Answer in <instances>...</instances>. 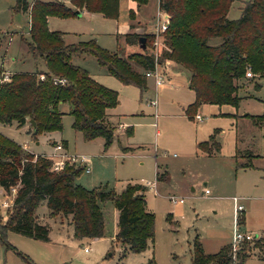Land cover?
I'll return each mask as SVG.
<instances>
[{"label": "rangeland", "instance_id": "374dc122", "mask_svg": "<svg viewBox=\"0 0 264 264\" xmlns=\"http://www.w3.org/2000/svg\"><path fill=\"white\" fill-rule=\"evenodd\" d=\"M62 1L68 4V0ZM243 1L231 2L228 18L235 19L240 15ZM14 4L15 0H0V77L5 70L44 69L43 61L33 59L25 44L29 13L16 10ZM131 9L137 19L148 20L153 26L156 24V0H148L140 8L131 0H118L116 18H106L98 13L48 16L47 26L64 33L65 42L94 38L98 45L109 51H116L117 45L121 46L117 51L126 55L137 50L136 45L133 48L124 45L121 34L133 23L129 19ZM153 26L150 27L152 30ZM159 38L156 46H149L157 59L161 51L167 49L161 35ZM217 40L220 39L213 37L208 43L217 44ZM72 62L86 69L95 81L118 93V104L108 109L105 118L115 136L107 149H103L101 137L83 140L71 127L72 117L64 108L68 103L60 106L63 114L59 131L33 136L27 122L21 126L15 122H0V133L16 144L25 143L27 150L35 153L34 157L52 153L53 144L60 141L66 143L69 153L89 157V172L84 170L74 179L86 189L105 188L117 194L128 182L143 184L146 208L154 215L153 237L143 251H130L116 238L117 212L111 201H105L100 204L104 234L97 238L77 239L73 236L69 217L51 214L41 201L34 215L36 222L46 225L48 241L7 231L5 241L9 246L0 241V264H143L151 256L156 264H191L195 236L201 245L203 242L206 253H214L222 244L231 242L233 197L244 207L245 223L253 230L251 234L264 236V126L254 125L251 118L244 115L264 112V76L254 77L252 72L254 78L246 77V69L237 88L238 105L198 107L195 114L199 113L202 121H197L194 116L188 118L184 113L186 106L194 100L193 92L187 87L185 72L170 74L169 82L165 75L166 84L157 88L153 79L147 78L145 89L141 90L109 75L92 55L74 56ZM171 64L180 66L170 59H163L161 68L166 72ZM151 100H156V109L150 104ZM118 122L128 123L131 135L125 134L126 128L119 132ZM214 129L220 150L207 155L197 148L196 142L208 138ZM123 146L134 149L122 152ZM236 148L239 152L234 161ZM247 152L253 156H248ZM249 161L253 168L242 170L237 167L239 163ZM155 165L163 175L158 180ZM154 180L155 184H145ZM205 188L209 193L204 194ZM11 196L10 193L8 197ZM169 197L183 201L172 203ZM3 199L4 193L0 191V215L5 219L9 208L1 206ZM239 229L244 231V225L240 224ZM85 248L88 250L84 251ZM242 264H264V261L258 257L255 248Z\"/></svg>", "mask_w": 264, "mask_h": 264}, {"label": "trees", "instance_id": "16d2710c", "mask_svg": "<svg viewBox=\"0 0 264 264\" xmlns=\"http://www.w3.org/2000/svg\"><path fill=\"white\" fill-rule=\"evenodd\" d=\"M137 6L148 0H133ZM233 0H158V9L168 15V26L161 33L167 49L158 59L150 51L153 33L124 34L127 44H138L145 37V48L121 55L98 45L94 38L66 43L64 33L50 30L48 16L70 17L76 11L98 13L106 18H116L118 0H15L16 10H28V39L25 44L33 59H41L43 70L17 71L0 82V122H15L21 126L30 119L29 131L33 136L42 132L61 130L60 103H68L71 127L83 140L103 139V149L114 140L112 127L105 122L107 110L115 107L117 91L95 81L83 67L72 62L78 55H92L106 72L122 84L145 89L144 72L163 59H170L189 72L188 87L194 100L184 109L193 118L202 103L237 106L238 81L246 69L254 77L264 76V0H245L240 15L227 17ZM133 19V11H129ZM134 25L130 24V28ZM217 37V44H209ZM43 75V78H40ZM252 77V78H254ZM63 78V83L53 79ZM251 78V77H250ZM256 126H264V112L260 115L245 114ZM132 129L126 127L125 134ZM206 154L219 151L215 131L207 140L196 144ZM130 146L122 152L132 151ZM248 156L249 152L246 153ZM244 155V156H247ZM251 162L237 167L251 166ZM84 168L66 162L61 169H53L51 159L34 157L0 133V189L8 191L17 186L11 207L2 221L0 215V241L6 246L7 231H13L40 241H48L46 225L35 220V209L44 201L51 214L69 217L73 236L97 238L104 234V216L100 204L111 201L117 210L116 238L132 252L143 251L153 237L154 215L146 208L144 190L140 183H126L120 193L105 188L86 189L74 179ZM240 222V221H239ZM264 260V236L243 241L233 251L231 243L223 244L214 253L203 251L198 236L192 240L191 264H242L253 249ZM31 264H34L31 262ZM143 264H156L149 257Z\"/></svg>", "mask_w": 264, "mask_h": 264}, {"label": "built area", "instance_id": "2783aa9c", "mask_svg": "<svg viewBox=\"0 0 264 264\" xmlns=\"http://www.w3.org/2000/svg\"><path fill=\"white\" fill-rule=\"evenodd\" d=\"M159 18L158 21L155 25V29L153 32V38L151 41V45L152 47L156 46L159 43V37L161 35V33L167 28L168 26V15L164 12H161L159 14ZM154 59H157V56H154ZM144 75L146 78L150 77L151 79H153L154 85H160L162 83L165 82V72L164 70L161 68V63H156L154 64V67L152 69H148L144 72ZM246 77H252V72L247 69L246 73H245ZM9 74L8 71H3L1 73V77H0V82L1 81H5L9 78ZM40 78H43V75H40ZM53 82H58V83H63L64 79L63 78H56L53 79ZM151 104H155V100H151L150 101ZM195 117L197 119H199V115H195ZM123 128L124 126L119 125V128ZM22 149L24 151H27V147L26 144L23 143L21 145ZM54 152L49 154V155H45V157L51 159V166L53 169H61L64 164L66 162L68 163H73L76 165H80L84 168V170H88V166H87V157L86 156H78L75 154H68L61 143H56L53 146ZM9 192L2 190V192L4 193V199L2 200L1 206L3 207H7L10 209L13 198L15 196L16 193V186H12L9 188ZM208 190L205 189L204 193H207ZM12 194L11 198H9V194ZM169 200L172 203H181L183 200L182 198H174V197H169ZM233 201H234V215H233V233H232V239H231V246H232V250L235 251L239 244L243 241H252L256 235H253L249 232H244L241 231L239 229V215L241 213V211L243 210V206L242 204L239 202V200L236 197H233ZM9 211V210H8ZM7 215V214H6ZM88 249L85 248L84 251H87ZM232 264H236L235 261Z\"/></svg>", "mask_w": 264, "mask_h": 264}, {"label": "crops", "instance_id": "0c3cea01", "mask_svg": "<svg viewBox=\"0 0 264 264\" xmlns=\"http://www.w3.org/2000/svg\"><path fill=\"white\" fill-rule=\"evenodd\" d=\"M131 1H133V0H131ZM32 2V1H31ZM30 2V3H31ZM134 2V1H133ZM135 3V2H134ZM135 5H136V3H135ZM144 6H145V4H143ZM143 5H140V6H137L136 5V7L137 8H140V7H142ZM156 8H157V12H156V21H158V18L160 17L159 16V14L162 12V11H160L159 9H158V0H156ZM132 11H133V15H134V18L133 19H130V20H132L133 21V23H130V24H133L134 25V27L133 28H130V24H128V28L124 31V32H122L121 34H122V36H123V43H124V45H126V46H129L130 48L132 47L133 48V46H137V50H138V44H127L126 42H125V39H124V34H126V33H128V32H130V31H134V32H136V33H148V34H152L153 32H154V29H155V23H154V26H153V23H151L150 21H148V20H146V21H142V20H139V19H137V15L135 14V12H134V10L133 9H131ZM26 11H28V10H26ZM141 11H142V9H141ZM142 12H145L144 10L142 11ZM83 13H87V14H95V13H88V12H85V11H82V12H80V15L81 14H83ZM80 15H77V16H80ZM48 18V17H47ZM157 23V22H156ZM151 25L154 27L153 28V30H152V28H150L151 27ZM142 28L143 29H145V31H143L142 30ZM77 41H80V40H76L75 42H77ZM215 42H219V40H217V41H215ZM66 43H74V42H66ZM119 46V45H118ZM119 47H121V46H119ZM135 51V50H134ZM75 64V63H74ZM1 66V68H2V64H0ZM76 65H78V64H76ZM80 66V65H79ZM82 67V66H81ZM43 70V69H42ZM186 69H184L183 67H181V66H177L176 64H171V66H169L168 68H167V70H166V72H165V75L169 78L168 79V81H166V82H169L170 81V78H171V75L170 74H172V73H178V72H185V77H186V82H187V87H188V78H189V72L186 70ZM5 71H8V72H17V71H10V70H5ZM148 78H150V77H148ZM147 79V78H146ZM166 82H164V83H162V84H160V85H154L155 86V88H157V87H159V86H162V85H164V84H166ZM240 82H242V81H240ZM238 84H239V81H238ZM139 88V87H138ZM189 88V87H188ZM140 89V88H139ZM190 89V88H189ZM191 90V89H190ZM192 92H193V90H191ZM193 96H194V92H193ZM61 104L62 103H60V106H61ZM151 104V103H150ZM206 104H209V103H202V104H200L198 107H200V108H203ZM155 109H156V105H157V102H156V100H155V104H151ZM60 108V107H59ZM65 109H66V112L68 113V110H69V104L68 105H66L65 107H64ZM108 111V110H107ZM195 115H199V119H197L196 117H195ZM194 115V118L197 120V121H202V117H201V115L199 114V113H197V114H195ZM245 115V114H244ZM72 120V119H71ZM72 122V121H71ZM27 123H29V121L27 122ZM119 125H122V126H124L123 128H119ZM129 125H128V123H126V122H118V131L119 132H121L123 129H125L126 127H128ZM215 130V134H216V132H217V130L216 129H214ZM206 131H210L209 130V128H208V130H207V128H206ZM208 133V132H207ZM213 132H211V133H209L208 134V136L207 137H209V135H211ZM208 138H206V139H204V140H207ZM204 140H200V141H198V142H196V144L197 143H199V142H202V141H204ZM57 143H61L62 144V146H63V148H64V150L68 153V154H71V153H69L68 152V150H67V146H66V143L65 142H63V141H60V142H57ZM36 144H37V142H36ZM56 144V143H55ZM55 144H53V146L55 145ZM220 150V149H219ZM28 151V150H27ZM28 152H30V151H28ZM53 152H54V149H53ZM52 152V153H53ZM219 152V151H218ZM239 152V149L237 150V148L235 149V152H234V161H236V158H235V156L237 155V153ZM31 153V152H30ZM217 153V152H216ZM248 153V152H247ZM33 154H35V153H33ZM51 154V153H50ZM206 154V153H205ZM213 154H215V153H213ZM250 155H252L253 156V154L252 153H249ZM46 155H49V154H46ZM208 155V154H207ZM209 155H212V154H209ZM87 157V156H86ZM87 166H88V170H85V172H89V163H90V158L89 157H87ZM155 160H156V157L154 158ZM251 162V161H250ZM251 164H252V162H251ZM237 168V167H236ZM235 168V169H236ZM240 169H242V170H246V169H250V168H253V164L251 165V166H248V167H239ZM238 168V169H239ZM237 169V170H238ZM163 177V175L162 174H159V172H158V170H157V165H155V178H156V180H158V179H161ZM156 180H154V182H152V183H145L146 185L147 184H155V182H156ZM205 184H206V182H205ZM205 189H207V188H205ZM204 189V190H205ZM3 189H0V191H2ZM208 190V189H207ZM204 192V191H203ZM207 193H209V190H208V192ZM207 193H204V194H207ZM232 200H233V198H232ZM234 202V201H233ZM242 204V203H241ZM243 206V205H242ZM233 209H234V205H233ZM116 212H117V210H116ZM244 214H245V212H244V207H243V210L241 211V213H240V215H241V221L239 222V225L241 224L242 226L244 225V232H249V233H251L250 231H253V230H250L251 228H250V226L249 225H246L247 223H245V222H247V221H245V216H244ZM62 215V214H61ZM5 219H2V221H4ZM232 232H233V230H232ZM227 243H230V241L229 242H227ZM227 243H225V244H227ZM202 245H203V242H202ZM223 245V244H222ZM203 247H204V245H203ZM202 247V248H203ZM251 253H252V251H251ZM261 260H263V259H261ZM264 261V260H263Z\"/></svg>", "mask_w": 264, "mask_h": 264}, {"label": "water", "instance_id": "95a60500", "mask_svg": "<svg viewBox=\"0 0 264 264\" xmlns=\"http://www.w3.org/2000/svg\"><path fill=\"white\" fill-rule=\"evenodd\" d=\"M76 15H80V12L79 11H76ZM145 37L144 36H140L138 38V48L140 49H144L145 48ZM29 123L31 125H34V121L32 119L29 120Z\"/></svg>", "mask_w": 264, "mask_h": 264}]
</instances>
